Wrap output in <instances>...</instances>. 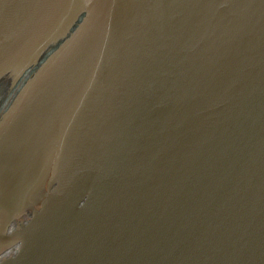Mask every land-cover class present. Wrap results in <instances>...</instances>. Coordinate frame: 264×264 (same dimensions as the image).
I'll return each mask as SVG.
<instances>
[{
  "label": "water",
  "instance_id": "95a60500",
  "mask_svg": "<svg viewBox=\"0 0 264 264\" xmlns=\"http://www.w3.org/2000/svg\"><path fill=\"white\" fill-rule=\"evenodd\" d=\"M0 264H264V0H0Z\"/></svg>",
  "mask_w": 264,
  "mask_h": 264
}]
</instances>
